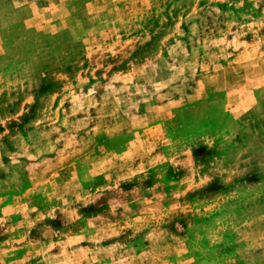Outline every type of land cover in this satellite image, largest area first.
<instances>
[{"label": "rangeland", "instance_id": "rangeland-1", "mask_svg": "<svg viewBox=\"0 0 264 264\" xmlns=\"http://www.w3.org/2000/svg\"><path fill=\"white\" fill-rule=\"evenodd\" d=\"M0 264H264V0H0Z\"/></svg>", "mask_w": 264, "mask_h": 264}]
</instances>
